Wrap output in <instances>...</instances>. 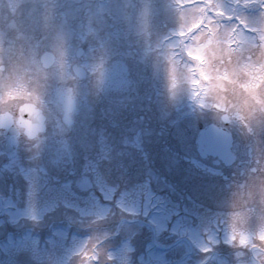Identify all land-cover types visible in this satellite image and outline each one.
Segmentation results:
<instances>
[{
  "label": "rangeland",
  "instance_id": "374dc122",
  "mask_svg": "<svg viewBox=\"0 0 264 264\" xmlns=\"http://www.w3.org/2000/svg\"><path fill=\"white\" fill-rule=\"evenodd\" d=\"M159 1L161 7V2L166 0ZM65 2L52 0L57 5ZM97 2L116 13L119 37L110 39L102 54H95L90 41L81 37L77 23L63 41L67 78L58 73L39 83L42 108L49 118L54 113L46 111L44 96L55 84L68 87L82 101L81 113L73 119L76 122L75 130H70L75 141L74 147L78 150L77 156L82 160L76 172L77 175L94 176L95 183H92L90 194L82 196V192L73 188L72 177L68 173L56 171L40 154L34 157L28 146H22L17 158L7 160L3 157L0 144V196L5 199L6 205L0 213V264H27L34 254L41 252L53 254L56 264H67L77 253L91 255L84 252L81 245L82 239L90 234L97 236L98 243L111 247L120 264H130V261H137V264H196L211 255L207 253L204 257L194 255L193 259L187 258L188 246H175V238H158L157 234L155 244L166 246V251L153 255L144 253V246L152 242L153 237L152 232H146L149 228L144 225L145 218L139 214L143 206L150 210L154 206L156 209L155 216H151V225L152 221L161 225L164 220L175 221L179 217L180 231L190 228V225L200 227L199 231L192 227L193 235L199 236L208 247L214 246L208 264H235L236 249L226 242H233V235L236 238L237 232L230 225L225 228L226 225L222 224L226 219L230 221V214H223L219 203V173L211 160L198 157L193 145L199 126H205L211 120V108H201L203 100L193 103L194 97L192 99L185 75L180 70L176 71L177 79L175 83L167 84L165 93L160 94L155 90L157 87H153L152 91H155L150 96L151 102L134 87L127 96L113 98L99 96L92 87V80L98 76L100 68L112 60L115 53L126 58L133 67V75L137 70L135 63L144 64L147 59L154 66V60L160 62L165 67L162 76L169 83L171 79L167 72L172 65L168 57L157 50L155 42L172 35V30L178 31L183 16L180 14L179 20H175V10L172 9L173 15H167L172 22L170 26L168 22L162 21L166 17L151 7L150 16H154L152 23L155 24L159 19L163 24L157 25L156 33L151 32V29L147 33L148 1L147 6L140 0ZM168 2L163 5L165 10L172 8ZM139 3L141 6H138ZM213 3L223 13V20L233 28L242 25L239 30L245 35L264 27V0H213ZM31 7L32 0H21L18 6L21 10ZM28 18L29 12H18L15 28L8 27L6 19L0 21V44H4L5 37L10 38L12 34L9 32L14 34L20 29V32L30 34ZM138 22L143 24L142 28H138ZM136 38L141 42L136 45L141 50L137 54L129 47L133 41H137ZM79 48L84 53L77 59L75 52ZM133 57L140 60L130 61L134 60ZM227 59L225 56L224 60ZM76 62L87 72L88 77L83 83H77L70 70ZM69 80L71 83H68ZM225 85L232 86L226 81ZM26 86L22 77L19 78L13 85L12 94L5 95L4 102L21 98V93L26 96ZM32 102L36 103L35 97ZM132 104L133 109L129 107ZM125 108L130 118L127 121L131 123L136 120L137 129L132 137L117 138L115 132H126L127 129L128 122L123 125L117 118L124 113ZM45 136H52L50 127ZM149 139L153 143L150 144ZM135 140L144 144L135 155L127 153L132 148L125 149L126 152L118 149L127 147L130 141L135 143ZM120 141H124L125 146L119 145ZM116 164L120 165L119 170L113 169ZM142 172L144 178L139 183L138 176ZM172 182H175V186ZM124 191L127 193L124 194ZM150 196L155 197L151 202L148 201ZM132 220L135 222L131 223ZM171 224L164 235L175 230V223L174 227ZM258 229L259 223L256 227L249 225L250 231ZM183 231L190 234L186 229ZM174 236L177 237L176 234ZM222 242L228 245L224 246ZM182 244H186V241ZM148 250L151 252V248ZM245 259L250 257L246 256Z\"/></svg>",
  "mask_w": 264,
  "mask_h": 264
},
{
  "label": "clouds",
  "instance_id": "9594fccd",
  "mask_svg": "<svg viewBox=\"0 0 264 264\" xmlns=\"http://www.w3.org/2000/svg\"><path fill=\"white\" fill-rule=\"evenodd\" d=\"M20 2L21 0H0V21L6 19L10 28L17 25ZM178 2L183 13V22L174 34L155 42L158 45L157 50L162 51L166 57L172 55L176 68L180 69L188 81L194 104L203 100L204 103L200 107L214 109L218 121L237 122L253 137L254 142L250 146L252 166L230 184V203L233 208L230 214V227L237 232V237L232 242L236 249L235 264H264V239H261L264 235V138H261L264 137V127L257 128L258 121L264 125V104L256 103L249 98L246 105L244 90L238 89L235 85L230 89L225 88L223 91L217 89L205 95L204 88L208 81L200 78L195 70L199 62L188 55L190 48L196 51L197 45L203 43L210 35L206 31V24L211 18V23L218 26V33L221 36L232 30L234 35L242 36L243 40L232 45L233 52L231 58L227 60L212 57L208 50H205L209 58L208 71L215 74L217 71L236 68L246 60H256L259 57L257 53L260 54V45L264 43L260 40L261 27L257 28L255 33L245 35L239 30L242 25L238 24L233 28L223 20L222 12L212 11L213 8H217L213 2L211 5L208 4V0ZM201 6L204 8L203 12L200 11ZM201 16H204V23L189 30V26ZM127 18L125 13V19ZM77 23L81 29V37L90 41L91 50L95 54H102L109 40L120 35L116 13L99 4L97 0H66L63 5L54 4L52 0H32L28 18L30 34L18 31L5 42L6 46L0 44V137L10 135L13 141L23 137L34 157L39 154L41 145L47 138L45 132L49 127L51 135L56 138L63 152V162L70 160L73 154L69 137L66 135L70 126L63 111L51 118L44 115L39 96V83L49 76H57L58 73L67 78L63 41ZM137 26L142 28L143 24L138 22ZM201 33L204 35L200 41L195 40L194 37ZM21 77L26 82L27 95L21 93V99L15 106L12 103H4L5 95L12 94L13 85ZM195 80H199V84L193 83ZM258 93L264 99V85L260 87ZM34 97L40 129L35 136H29L22 128L17 127L16 108L20 110L19 119H28L30 114L23 110V106L26 105L25 102L30 104ZM217 103H222L223 107H216ZM5 112L12 113L11 119L3 115ZM258 133L261 134L260 137ZM61 162L56 157L51 160L53 164ZM31 219L35 222L33 217ZM253 219L259 223L257 231L249 230ZM241 234L247 237V242L243 245L239 243ZM81 245L84 252L91 255L77 253L67 261V264H120L119 258L113 255V249L104 243H98L95 234L84 237ZM246 256L250 259H245ZM27 264H56V260L53 254L41 252L38 255L34 254ZM130 264H137V261H130Z\"/></svg>",
  "mask_w": 264,
  "mask_h": 264
},
{
  "label": "flooded vegetation",
  "instance_id": "af4514ba",
  "mask_svg": "<svg viewBox=\"0 0 264 264\" xmlns=\"http://www.w3.org/2000/svg\"><path fill=\"white\" fill-rule=\"evenodd\" d=\"M148 3L150 4V7H153L152 5L155 4L158 0H147ZM153 3V4H152ZM9 32V31H8ZM10 34H13L11 32H9ZM9 39V37H5V39L3 40L4 45H6V41ZM120 58L119 56L115 57V59H113V61H111L110 63H108L109 67L108 68H104L102 70H100V74H99V78L97 81L94 82V89L96 90V92L99 93V96H103L104 92H109V93H115V94H122L121 96H124L125 94L127 95L128 92L126 93V84H127V80L128 78L132 77V80L136 81V82H141L142 83V87L147 88L148 89V93H150V87H149V81L152 80V78H155V81H153V85L156 83L158 84V86L160 87V82L162 81V84L164 85V76H162L163 74V69L164 67L162 66V64L160 62H157L154 66L150 65L148 63V61H146L144 64L143 63H135L134 67H137V70L135 71V75H132V70L133 67H131V71L130 68H127V64L125 61L122 60H116ZM145 72V73H144ZM131 74V76L129 75ZM104 76V78H103ZM139 80V81H138ZM118 81H120V83H118ZM145 81L147 82V85L145 84ZM242 81V82H241ZM241 83H243V80L241 79ZM225 82V81H224ZM224 82L223 83V87H227L228 89L231 88V85H225L224 86ZM228 83H230L229 81H226ZM210 83H213V81H208L207 84L209 85ZM231 84V83H230ZM110 86V87H109ZM221 88L220 90H224L225 88ZM239 89V84H237L236 86ZM71 91L68 87H65V89H63L62 91ZM125 92V93H123ZM56 96L51 95L50 96V100L49 102V107H51V112H53L55 115L59 114L63 109L60 105V103H58L57 99L55 98ZM148 97V101L151 102V97L150 95L147 96ZM113 98V97H112ZM21 98H15L12 100H5L4 103H12L14 106L15 104L20 100ZM56 100V101H55ZM75 100L77 101V104L79 103V100L76 98L75 96ZM120 104H116V106H119ZM18 109L16 108V116L18 115ZM81 109V108H80ZM80 109L79 108H75V110H79L78 114L80 113ZM211 120L210 122H208L209 124H212L216 130V132L218 131V129H222V133H223V143L225 146L228 145L229 148V153H231V158L229 159V161L227 162H223L222 158H221V153H220V143L218 142V139L216 138V156L213 158V163L215 164L216 170L219 173L218 175V179L217 182L219 183L218 185V193H219V203H221V210L223 214H231V212L233 211V208L231 206L230 203V184L231 181L233 179H236L238 177L241 176L242 173H244L248 168H250L252 166V154L250 151V146L253 144V137H251L242 127L241 124L234 122V121H218L217 120V116L215 113V110L211 108ZM4 114H9L12 117V113L10 112H5ZM76 112L75 113H70L69 117H70V129L72 128V126L74 127V120L73 118L76 117ZM117 118H119L121 120V124H125L127 123L129 118V114L126 112L119 114L117 116ZM130 123L128 122L129 126ZM126 126V127H127ZM261 127H264V125L261 124V122H257V128L260 129ZM200 129V128H199ZM261 134L258 133V137H260ZM264 138V137H261ZM17 148L15 149V153L16 155L18 153H21L22 150V146H28L27 145V141L21 137L18 141H16ZM0 144H1V150L3 151L6 147L5 144V136L0 137ZM49 143L46 144L45 140L43 141L41 148H40V152L43 151L44 147H46ZM127 148V147H126ZM47 151H49V153H54L52 151V149H48ZM46 151V152H47ZM132 151V150H131ZM134 152V151H132ZM212 159V158H211ZM80 179V177H79ZM78 179V181H79ZM204 187V186H203ZM206 189V187H204ZM199 194L201 195V186H200V191ZM180 202V201H179ZM179 217L175 218V226H176V242H175V246L177 245H181V235L180 234V226L179 224L181 223L178 219ZM149 221V219H145V222L147 226V222ZM135 222V221H132ZM173 223V222H172ZM222 224L226 225L225 228L229 227L230 225V221L228 219L224 220L222 222ZM258 225V221H256L255 219H253V221L250 223L251 227H256ZM192 227H194L195 229L197 228V231H199L200 227L197 226H191L190 228H188V231L190 233V235L193 237H195L197 240L199 239V236L197 237L194 234V229L192 230ZM162 231H159L158 233H156V230L154 229H150L148 232H152V237L153 240L158 238H169L167 235H164V226L161 227ZM229 230V229H228ZM157 234V237H156ZM208 237V236H206ZM236 239V238H235ZM233 239V241L235 240ZM228 244H230V246L232 245V242H226ZM228 244H224V246L228 245ZM219 246H221L219 244ZM213 248V246H212ZM190 255L194 254H199V250L198 248H191L190 249Z\"/></svg>",
  "mask_w": 264,
  "mask_h": 264
},
{
  "label": "snow or ice",
  "instance_id": "6c2138e0",
  "mask_svg": "<svg viewBox=\"0 0 264 264\" xmlns=\"http://www.w3.org/2000/svg\"><path fill=\"white\" fill-rule=\"evenodd\" d=\"M213 0H208V4L211 5ZM200 11L203 12L204 8L201 6ZM212 11L220 12L219 9L213 8ZM183 16V13H181ZM201 23H204V16L199 17L194 23L189 26V30L192 28L198 27ZM206 31L210 33L207 39L197 45L196 51H193L191 48L188 50V55L193 56L195 60L199 63L195 66V70L199 73L201 79L205 81H213L204 88L205 94H208L210 91L215 92L217 89L223 87L224 81H229L232 85L239 84V89H243L246 94V99L244 103L247 105L249 103V98L254 100L256 103L264 104V99L258 93V90L262 85H264V43L260 45V54L256 60H246L241 63L236 68H231L229 70L217 71L215 74L208 71L207 65L209 64L208 55L205 54V50H208V54L212 57H222L227 56L228 59L231 58L233 52L232 45L236 44L238 41H242V36L234 35L232 30H229L223 36L218 33V26H213L211 23V18L206 24ZM184 33L182 32L181 35ZM204 34L194 37L195 40L200 41L201 36ZM260 40L264 42V27L260 29ZM172 65L173 81H175V63L172 61V55L168 57ZM201 65H204L203 67ZM242 76V78H241ZM241 79L243 83H240ZM199 80L193 81L195 84H199ZM221 100L223 97L220 98ZM216 107H223L222 103H217ZM23 110L28 112V119H18L16 121L17 127L22 128L23 131L29 136H35L39 124V115L36 108L32 104H26L23 106ZM235 239V235H233ZM261 239H264V235L261 236ZM247 237L241 234L240 244L243 245L246 243Z\"/></svg>",
  "mask_w": 264,
  "mask_h": 264
},
{
  "label": "water",
  "instance_id": "95a60500",
  "mask_svg": "<svg viewBox=\"0 0 264 264\" xmlns=\"http://www.w3.org/2000/svg\"><path fill=\"white\" fill-rule=\"evenodd\" d=\"M40 124V123H39ZM202 137V136H201ZM201 137H199L198 139H197V141H196V144H198L199 143V140H202L205 144H206V146L207 147H211L213 144L211 143V137H212V134H205V133H203V138L201 139ZM11 145V147L12 148H14V145H15V143H10ZM11 152H13V149L11 150Z\"/></svg>",
  "mask_w": 264,
  "mask_h": 264
},
{
  "label": "trees",
  "instance_id": "16d2710c",
  "mask_svg": "<svg viewBox=\"0 0 264 264\" xmlns=\"http://www.w3.org/2000/svg\"><path fill=\"white\" fill-rule=\"evenodd\" d=\"M56 151L60 155V157H63V152L61 151L60 146H56ZM62 159H64V157Z\"/></svg>",
  "mask_w": 264,
  "mask_h": 264
}]
</instances>
